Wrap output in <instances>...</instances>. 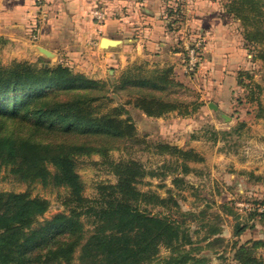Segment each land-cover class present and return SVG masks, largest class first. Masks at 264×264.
Segmentation results:
<instances>
[{"label": "trees", "instance_id": "trees-1", "mask_svg": "<svg viewBox=\"0 0 264 264\" xmlns=\"http://www.w3.org/2000/svg\"><path fill=\"white\" fill-rule=\"evenodd\" d=\"M229 9L244 26L246 46L260 49L257 59L264 62V0L234 1ZM245 74L239 73V86H244ZM118 87L129 93L127 105L149 118L176 111L189 114L173 97L184 85L174 79L172 69L134 65L124 71ZM104 88L62 65L46 63L38 69L18 63L10 70L0 69V178L4 170L29 186L67 191L62 198L66 212L44 222L49 200L34 198L31 192L0 194V264H73L80 248V264H146L154 260L160 245L172 246L187 237L176 222L141 210L139 204L148 195L137 188L146 176L139 162L116 164L117 185L100 186L95 199L85 197L78 158L98 154L110 163V143L139 142L135 125L123 119V109L101 112L105 98L99 94ZM259 110L261 118L264 109ZM157 147L161 154L182 159L186 172L191 159L204 162L194 151ZM83 219L94 226L85 243ZM245 231L236 228L238 236ZM263 245L255 242L253 247ZM254 248L239 249L237 262L264 264ZM188 261L172 258L167 264Z\"/></svg>", "mask_w": 264, "mask_h": 264}, {"label": "rangeland", "instance_id": "rangeland-1", "mask_svg": "<svg viewBox=\"0 0 264 264\" xmlns=\"http://www.w3.org/2000/svg\"><path fill=\"white\" fill-rule=\"evenodd\" d=\"M246 49L249 57L245 58L241 72L248 73L252 80L245 74L244 86L238 85L230 104L216 113L206 106L202 108L199 91L204 90V77L200 68L191 71L184 66L182 77H188L187 85L173 96L187 106L189 114L176 111L159 119L149 118L127 105L130 95L118 87L126 70L114 69L113 73L109 70L96 77L85 75L105 84L103 93L99 94L105 98L101 112L123 109V119L135 125L139 138L136 143L109 144L110 163L114 165L98 154L78 158L77 172L85 197L95 199L100 186L117 185L116 164L139 162L146 176L137 188L148 195L139 204L141 210L169 218L187 236H181L172 246L160 245L154 260L146 264H167L172 258L183 257H187L188 264H239L236 260L239 249L254 248L255 242L264 244V116L258 117L259 107L264 109V62L257 59L260 49L250 46ZM18 63H29L38 69L46 63L50 67L58 66L42 57L20 61L12 59V53H0V69L10 70ZM160 145L194 151L204 162L191 159L186 163L190 171L186 172L183 160L169 153L161 154L157 147ZM27 192L51 202L42 222L66 212L62 204L67 194L64 188L29 186L3 170L0 194ZM83 221L85 243L94 226L86 219ZM237 226L246 228L240 236L236 233ZM254 252L264 262V245L254 248ZM80 255L81 248L73 264H80Z\"/></svg>", "mask_w": 264, "mask_h": 264}, {"label": "crops", "instance_id": "crops-1", "mask_svg": "<svg viewBox=\"0 0 264 264\" xmlns=\"http://www.w3.org/2000/svg\"><path fill=\"white\" fill-rule=\"evenodd\" d=\"M234 1L0 0V53L20 61L42 57L93 77L134 65L172 69L174 79L187 85L188 48L200 39L202 108L221 112L249 57L244 26L229 9ZM95 11L105 22L94 18Z\"/></svg>", "mask_w": 264, "mask_h": 264}, {"label": "built area", "instance_id": "built-area-1", "mask_svg": "<svg viewBox=\"0 0 264 264\" xmlns=\"http://www.w3.org/2000/svg\"><path fill=\"white\" fill-rule=\"evenodd\" d=\"M38 3H41L42 0H36ZM93 16L99 22H105L106 18L104 13L100 11H95ZM202 47L203 42L198 39L196 43L188 48V56L186 61V66L188 70H196L199 68L201 60H202Z\"/></svg>", "mask_w": 264, "mask_h": 264}, {"label": "water", "instance_id": "water-1", "mask_svg": "<svg viewBox=\"0 0 264 264\" xmlns=\"http://www.w3.org/2000/svg\"><path fill=\"white\" fill-rule=\"evenodd\" d=\"M104 46L106 47V46H108L107 44H108V42L107 41H105L104 42ZM45 56H50L47 52H42ZM213 109L216 111V112H218V108L216 107V106H213ZM225 119H228V117L227 116H225V115H222Z\"/></svg>", "mask_w": 264, "mask_h": 264}]
</instances>
